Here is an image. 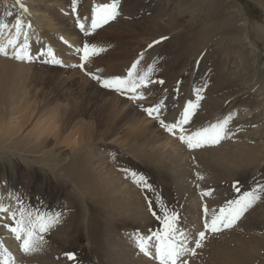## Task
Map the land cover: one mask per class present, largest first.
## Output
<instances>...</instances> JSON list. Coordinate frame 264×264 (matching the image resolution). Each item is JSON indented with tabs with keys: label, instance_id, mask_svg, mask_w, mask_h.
<instances>
[{
	"label": "rangeland",
	"instance_id": "374dc122",
	"mask_svg": "<svg viewBox=\"0 0 264 264\" xmlns=\"http://www.w3.org/2000/svg\"><path fill=\"white\" fill-rule=\"evenodd\" d=\"M50 1H56L60 7L55 10L34 2L26 6L33 18H42L38 25L40 29H37L41 42L30 43L37 59L27 63L34 67L29 70L25 85L35 95L36 111H43L44 133L39 139L29 137L35 119L31 118L18 136L3 144L0 149V195H7L5 189L20 194L34 208L62 213V220L46 234L47 243L42 251L25 255L19 248L20 241L2 226L12 221L6 214H0L5 216L0 220V264H3L4 248L13 254L16 264H154L150 257L138 252L130 234L149 233L159 227V222L149 211L147 215L154 219L153 223L140 216L145 209L143 205L138 206L134 194L144 193L145 196L146 193L126 176L125 169L147 178L154 190L150 191L151 199L155 201L158 193L167 207L179 213L180 226L190 234V239L198 238L197 233L203 230L205 204L218 210L227 200L264 185V9L258 0H132L136 15L119 14L115 20L86 36L77 24V17L86 28L90 27L92 8L108 0H77L75 12L72 0ZM11 2L0 0L2 22H10L16 15L10 7ZM165 2H168L167 13L172 11L169 35L150 37L134 33L133 38L118 33L120 22L145 23L147 11L155 10L156 4ZM119 4L122 6L124 1L119 0ZM8 12L13 15L7 16ZM48 22L54 25L48 27ZM109 24L113 26L105 31ZM226 27H230V34L236 32V35L225 34ZM129 28L134 29V25ZM201 30L205 41L197 49L201 51L202 61L192 56L183 60L179 52L186 53L189 48L186 38ZM154 41L159 43L154 44ZM84 42L104 49L85 67L88 72L105 78L110 77L115 60L121 64L129 59H117L116 52L121 48L130 50V58L134 57L136 48V51L152 56L153 83L150 88L143 89L146 98L129 100L103 88L84 70L74 67L80 63L75 48ZM150 44L153 46L146 48ZM47 47L53 49L63 65L49 63L47 55H39ZM60 69L64 73L58 72ZM196 88L202 89L203 99L190 127L215 122L232 111L237 115L229 126L234 132L230 139L216 146L189 150L174 135L161 130L159 123L141 106H153L164 99V118L173 121L187 101L195 100ZM115 96L122 103L111 114L103 109V102ZM124 103L133 107L139 117L157 126L160 139L169 136L180 147L178 159L173 157L168 165L163 158L149 157L153 151L139 146L144 135L141 132L131 134L127 120L121 117ZM21 113L17 112L9 121ZM6 121L8 119L2 117L0 111V122ZM17 141L22 143L15 147ZM76 147L83 148L86 167L105 180L102 183L95 174L92 175L95 178L94 193L99 196L82 194V197L61 174L59 166L68 163L71 155L77 152L74 151ZM160 155L154 153L152 157ZM251 158L253 164H249ZM197 173L203 179H198ZM124 183L128 184L130 193L126 194L133 196L132 202L129 199L120 202L123 194L112 196V191L122 189ZM233 184L240 188V193L235 191ZM208 190H212V196H203L202 193ZM142 197L141 194V200ZM255 208V218L246 220L245 214ZM155 210L159 211L158 208ZM248 211L231 229L206 233L203 247L189 258V264H218V255H231L232 258L231 251L240 242L257 245L255 240L264 237V198ZM67 253L73 254L75 259L69 260Z\"/></svg>",
	"mask_w": 264,
	"mask_h": 264
},
{
	"label": "snow or ice",
	"instance_id": "6c2138e0",
	"mask_svg": "<svg viewBox=\"0 0 264 264\" xmlns=\"http://www.w3.org/2000/svg\"><path fill=\"white\" fill-rule=\"evenodd\" d=\"M15 2L22 13H28V8L21 0H15ZM76 3L77 0H72L73 12L76 11ZM119 7V0H112L111 3H98L91 10L90 27L86 28L80 17H77V24L86 36L90 35L109 21L115 20L120 14ZM6 15L12 16L13 13L8 12ZM30 30H32L31 22L25 23L20 16H17L12 24L0 22V37H2L0 39V56L10 57L20 62H33L36 55L31 51ZM61 39L63 38L61 37ZM64 42L68 43L67 41ZM153 43H159V41ZM152 46L150 44L148 48ZM103 50L94 44L84 42L81 47L75 48L80 63L74 65V67L84 70L86 75L97 81L103 88L113 90L129 100L145 99L143 89L153 83L151 77L154 71V62L149 64L146 70H141L138 67L144 59V53H141L140 57L127 69L126 74L105 78L88 72L85 67L94 56ZM39 55H47L50 58L47 61L49 63L63 65V61L57 58L51 47H47L46 51H41ZM96 71L99 72L100 70L97 69ZM159 83L162 84L163 81H159ZM201 92V88L195 89V100L187 101L178 117L174 118L173 121H166L164 118V99L153 106L141 107L150 118L159 123L161 128L174 135L189 150L216 146L221 141L230 139L234 135L229 126L237 113L232 111L215 122L190 127L193 124L192 118L203 99ZM124 171L136 186L142 190L154 191L143 174L128 169ZM197 178L203 179V176L197 173ZM233 188L237 193H240L241 190L236 184H233ZM5 191L7 192L6 196L0 195V214H6L7 219L11 220L12 223H3L2 226L15 240L20 241L19 248L23 254L31 255L42 251L47 243L46 234L61 222L62 213L41 211L27 204L22 195L7 189ZM202 195L211 197L212 190L205 191ZM262 198H264V185H257L249 191H244L236 198L227 200L218 210L215 208L210 209L205 204L203 206V230L197 233L198 238L190 239V234L180 226L179 213L167 207L160 195L156 193L155 201L148 197H146V200L148 211L159 222V227L145 234L134 232L130 234V239L138 252L150 257L154 264H189V258L195 256L196 250L203 247L206 233L215 234L225 229H231ZM6 201H11V203ZM156 208H158V212L155 210ZM4 218V216H0V220ZM193 244L194 246H191ZM2 255L4 257L3 264H16L13 254L7 248L3 249ZM66 255L69 260L75 259L71 253Z\"/></svg>",
	"mask_w": 264,
	"mask_h": 264
},
{
	"label": "bare ground",
	"instance_id": "6f19581e",
	"mask_svg": "<svg viewBox=\"0 0 264 264\" xmlns=\"http://www.w3.org/2000/svg\"><path fill=\"white\" fill-rule=\"evenodd\" d=\"M21 1L26 6H30V4L34 2V3H44V6L51 7L52 9H55V10H57L60 7L59 3H57L56 1L51 2L50 0H21ZM123 1H124V4L119 7V12L121 16H125V15L128 16L127 14L132 16L133 14H135V10H136L134 7L135 5H131L133 3V2L131 3L132 0H123ZM133 1L140 2L141 0H133ZM111 2L112 0L107 1V3H111ZM258 2L264 9V0H258ZM167 3L168 2H165V4L163 3L156 4L155 6H157V8L155 10H148L147 15L145 14L147 17L144 20L145 23L142 22L141 24L135 21L120 22L121 23L120 27H117L118 33L120 34L125 33L127 35H131L132 37L136 36L134 35V33L135 34L138 33L139 34L138 36L142 34V35H148L150 37H154V36L162 37V36L169 35L170 29L172 28V26H170L171 21H169L170 20L169 18L172 17L171 15L172 11L171 13H167L169 11L167 8L168 6ZM10 7L11 9L15 10L16 15L13 19H11L10 22H7V23L9 24L14 23V20L17 16H20L25 21V23L31 22L32 30L29 31L30 43L34 44L36 41L41 42L40 30H37V29H40L38 25L39 23L42 22V18H39V17L33 18L34 16L30 15V12H31L30 9H28L29 11L28 13H26L28 16L30 15L28 17L27 15H25V13H22V10L16 4L15 0H12ZM32 12H35V11L33 10ZM36 12H39V11L37 10ZM0 19H1L0 22H2L3 18L0 17ZM53 22L52 23L48 22L47 23L48 27L53 26L54 25ZM131 24L134 25V29L129 28V26H132ZM109 26L111 27L113 26V24H109L108 26L104 28V30L107 29ZM230 31H231L230 27H226L223 30V32L227 35H236V32L233 34H230ZM99 32H102V30H99ZM127 35H122V36H127ZM0 39H2V37H0ZM186 40L189 43L188 45L189 48L185 50L186 53L179 52L181 55V58L184 60L192 56L194 58L197 57L202 61L203 57L202 55H200L201 51H199L200 49L198 50L197 47L198 45L203 43V41H205L203 31L202 30L197 31L190 38L188 39L186 38ZM146 48H148V46ZM136 49L134 50L135 53H134V57L132 56V58H130V55H129L130 50L128 51L127 49H125V47L119 49L116 52L117 55L119 56V58L117 59H120V58H122V60L127 59V58L129 59H127V61L126 60L121 61V64L116 63L117 60H115L114 61L115 66L114 68H111L110 70L111 74L109 76L118 75L120 71H121L120 74H126V71L129 68L128 66L132 64L133 62H135L140 57L141 51L140 52L139 50L136 51ZM9 51H11V49H9ZM64 57L66 56L64 55ZM111 62H112V59H111ZM151 63H152V56L150 55L147 56L144 54V59L141 61V64L138 67L141 70H146L148 65ZM189 65H190V62L186 66L189 67ZM33 67L34 65H29L27 64V62H20L10 57L0 56V111H1V116L4 118L6 117L8 119L6 123L0 122V149H3V144L6 141H10L14 137L18 136L22 132L23 125L27 124L28 121L31 120V118L33 119L35 118V119L34 121H32L33 122L32 128H31L32 133L29 134L30 135L29 137H34V138L37 137V139H39L42 133H44L42 132V129L46 124V120L45 118H43L44 117L42 115L43 111L41 110L36 111L38 108H34L35 107L34 106L35 95H32L30 89H28L27 86L25 85L27 77L30 74L29 70ZM58 72L64 73V70L60 69ZM151 85L152 83H150L147 87L150 88ZM103 103H104L103 109L111 114H114L117 111V105L119 104L120 106L122 101H120L119 98L115 96V98L113 97V99L104 100ZM125 104L126 103H124L121 108L122 113H123L121 114L122 115L121 117L122 119L127 120L126 123H128L130 126L129 130L132 131V133L131 132L130 133L133 135H136L137 133L141 132L144 135L143 136L144 139L140 142L139 146L149 147L153 151V153L152 152L149 153V157H151V159L163 158L164 160L168 162V165H169L170 159H173V157L177 158L176 156L179 154V151L181 150L180 147L174 144L172 142V139L169 136H164L162 137V139H160L161 136L157 133L159 130L158 128H156L157 126L155 127V125L151 121H147L146 119L139 117L140 114L138 115V113H136L133 107H130ZM19 111L22 112L21 115L20 116L17 115V117L13 118V120L16 119L17 122H15V120L14 121L12 120L10 122L9 118ZM33 113H34V116H33ZM31 114H32V117L30 116ZM160 129L163 130V128H160ZM131 134L130 136H132ZM20 143L22 142L17 141L15 143V147L19 146ZM66 143L68 144L67 146L70 145V143L68 142ZM75 143H73V145ZM82 149H83L82 147H76L74 151H77V152L71 155L68 163L66 164L61 163V165L59 166L61 174H63L62 176L66 179V181L70 182L71 185L75 188L74 190L77 191L82 197H83L82 194H87L88 196H92L93 194H96L97 196H99V194L94 193L95 178L92 175L95 174L97 176L96 179L98 178L99 181L102 183H105V180L103 179V176L99 175L98 173L97 174L94 173L93 171H91L89 168L86 167L87 162L84 156L82 155ZM154 153L155 155L156 154H161V155L159 157L157 156L152 157V154ZM203 153L204 155H206L205 151H203ZM250 161L251 162L249 164L251 163L253 164L252 158L250 159ZM127 186L128 184L124 183V185L121 186L122 189L120 190L114 189L112 191V196L123 194V196L120 198V202H127L128 199L130 202H132L133 196H129V194H126L130 191V189ZM138 188L141 189L140 187ZM144 191L146 193L145 196H144V193H140V195H137V193H135L134 196H137L138 206L139 204L141 206L143 205L145 209L144 210L145 213L142 212L140 216L144 218V220L146 218L149 221V223H153L154 219H151L147 215L148 214L147 213L148 204L146 200V197L151 199L152 194L150 191H147V190H144ZM141 194L143 195L142 200L140 199ZM98 200H99V197H98ZM113 201H116V200H113ZM255 211H256V208L252 211H248L245 214V219L246 220H248L249 218L254 219L255 218L254 216L257 215ZM257 211H258V208H257ZM255 242L257 245H253L249 243L244 244L243 242H240L238 246L232 249L231 251L233 253L232 258H230L231 255L224 256L222 254H219L218 264H264V237L258 238L257 240H255Z\"/></svg>",
	"mask_w": 264,
	"mask_h": 264
}]
</instances>
